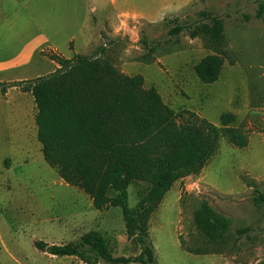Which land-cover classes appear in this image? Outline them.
Listing matches in <instances>:
<instances>
[{
	"label": "rangeland",
	"instance_id": "rangeland-1",
	"mask_svg": "<svg viewBox=\"0 0 264 264\" xmlns=\"http://www.w3.org/2000/svg\"><path fill=\"white\" fill-rule=\"evenodd\" d=\"M89 1L85 0L86 9L94 18L90 4L100 3ZM106 1L101 4L110 7ZM185 1L177 13L159 20L124 21L103 59L128 76H142L145 89L155 88L168 107L185 113L179 123L193 113L220 126L223 115L233 114L232 126L246 134L248 146L237 148L223 139L199 175L178 180L165 195L149 222L156 261L264 264V205L254 202L257 189L264 193V0ZM65 3L60 1L61 6ZM261 5L263 14L258 18ZM202 12L220 18L224 25L225 61L220 78L209 85L199 80L195 66L215 54L210 41L191 38L187 29L171 34L177 25L188 28L207 22ZM58 17L63 24L69 20L66 13ZM60 46L65 56L70 54ZM19 91L13 90L10 97L0 93V264H82L75 257L44 253L35 243L64 245L90 231L106 238L115 258L139 256L140 246L127 237L122 210L95 209L87 194L66 184L47 164L37 138L34 98ZM148 188L145 182L130 185V208ZM204 202L231 223L221 241L209 243L196 224Z\"/></svg>",
	"mask_w": 264,
	"mask_h": 264
},
{
	"label": "trees",
	"instance_id": "trees-1",
	"mask_svg": "<svg viewBox=\"0 0 264 264\" xmlns=\"http://www.w3.org/2000/svg\"><path fill=\"white\" fill-rule=\"evenodd\" d=\"M262 14L261 5L258 18ZM201 15L207 22L188 28L177 25L171 34L187 29L191 38L210 41L215 54L195 66L199 80L209 85L218 81L223 69L224 25L208 12ZM102 39L86 55L72 59L47 55L59 66L55 72L28 81L0 82V93L19 88L32 94L38 111L37 138L47 164L66 184L87 194L95 209L120 208L127 237L141 253L134 259L115 258L106 238L96 231L64 245L39 241L35 246L51 256L75 257L82 264H157L149 222L165 195L178 180L199 175L223 139L245 148L248 138L232 126L233 114L223 115L220 126L193 113L179 123L185 113L168 107L155 88L145 89L142 76H128L103 59L114 40L106 35ZM133 182H145L149 188L130 208L128 189ZM255 193V204L264 205V193L258 189ZM196 224L209 243L223 240L231 231L230 221L206 202L197 212Z\"/></svg>",
	"mask_w": 264,
	"mask_h": 264
},
{
	"label": "crops",
	"instance_id": "crops-1",
	"mask_svg": "<svg viewBox=\"0 0 264 264\" xmlns=\"http://www.w3.org/2000/svg\"><path fill=\"white\" fill-rule=\"evenodd\" d=\"M32 1L0 0V82H21L49 75L59 66L45 54L66 59L89 54L102 44L105 33L113 39L124 21L159 20L177 13L186 4L185 0H158L156 5L157 0H110L107 11L101 4L104 0H99L98 7L90 4L93 18L85 0H36L35 8L31 9ZM60 1H65V5L61 6ZM46 13L50 20H44ZM65 13L69 20L63 24L58 16ZM108 29L111 32H106ZM61 43L70 54L65 56ZM46 66L51 68L44 72ZM13 90L17 88L9 89L4 96L10 97Z\"/></svg>",
	"mask_w": 264,
	"mask_h": 264
}]
</instances>
